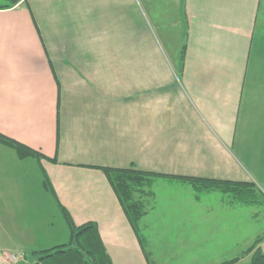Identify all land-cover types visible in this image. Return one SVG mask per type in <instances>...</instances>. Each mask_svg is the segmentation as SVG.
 <instances>
[{
  "label": "crops",
  "instance_id": "crops-1",
  "mask_svg": "<svg viewBox=\"0 0 264 264\" xmlns=\"http://www.w3.org/2000/svg\"><path fill=\"white\" fill-rule=\"evenodd\" d=\"M4 6L0 133L57 160H42L37 168H44L76 225H97L113 264L146 262L98 167L134 166L169 182L264 186V0H26ZM178 18L187 26L182 69L169 60L176 45L163 31L176 27ZM0 156L16 166L12 173L6 164L3 185L23 187L22 159L1 145ZM35 193L23 191L27 217L8 231L12 246H0V264H41L35 252L56 246L47 235L44 243L36 238L49 231L42 200L49 194ZM186 214L209 218L192 209ZM148 215L141 221L146 229ZM260 248L264 254V242ZM16 249L25 252L19 262L10 253Z\"/></svg>",
  "mask_w": 264,
  "mask_h": 264
},
{
  "label": "rangeland",
  "instance_id": "rangeland-1",
  "mask_svg": "<svg viewBox=\"0 0 264 264\" xmlns=\"http://www.w3.org/2000/svg\"><path fill=\"white\" fill-rule=\"evenodd\" d=\"M24 1L26 0H19V2ZM2 2L6 3L7 0H0V3ZM163 31L166 32L169 42H175L176 50L169 60L175 68H178V57L183 50L187 26L181 18H178L176 27H166ZM170 50V45L167 44L168 54ZM1 148L6 147L1 145ZM40 161L31 157L19 161L18 170L25 173L27 177V182L22 183L23 187L4 186L0 179V246H12L8 231L16 223L20 226L22 218L27 217V204H21L24 202L23 191L26 194L35 195L37 189H45L42 184L44 182L43 172L37 168ZM6 164L11 172H14L16 166L9 161L7 156L0 158V175L9 171ZM41 184L43 187L40 186ZM259 189L264 194V188ZM153 190L155 192L154 201H157V204L156 210L149 209L147 220L150 225L148 229L144 228L141 222L138 225V230L147 241L144 249L149 256L146 258L143 255L144 263L218 264L238 257V260L232 264H250L252 253L243 252L255 238L264 235V198L259 204L233 206L228 204L227 196L222 197L221 192L214 191L206 194L180 181L162 180ZM48 194L49 196H42V200L43 206L47 205L49 208L47 209L49 231L36 238L39 243H44V237L47 235L49 240L55 241L50 245H57L55 243H58V237L67 241L69 230L53 196L49 191ZM152 205L150 204V208ZM189 209L199 214L202 212L209 218H190L186 214ZM15 212L20 213L16 218L13 216ZM166 212L168 214L165 215ZM24 226L30 229L26 224ZM182 238L190 244L183 247L179 245ZM142 252L144 253L143 250ZM10 253L17 262L21 261L24 257L23 253L25 254L24 251L17 249ZM27 257L31 259L28 252Z\"/></svg>",
  "mask_w": 264,
  "mask_h": 264
},
{
  "label": "trees",
  "instance_id": "trees-1",
  "mask_svg": "<svg viewBox=\"0 0 264 264\" xmlns=\"http://www.w3.org/2000/svg\"><path fill=\"white\" fill-rule=\"evenodd\" d=\"M19 0H7L4 8H11L18 4ZM184 48L178 57L179 68L183 67ZM59 106V105H58ZM58 129V127H57ZM59 130V129H58ZM58 135V132H57ZM0 145L11 148L20 159L27 157L37 160H48L56 163V159L48 158L46 155L34 150L17 140L0 133ZM43 168V167H42ZM110 185L127 221L134 230L141 249L147 258L149 254L144 249L147 241L138 230V225L148 213L149 209L156 210L157 201L155 199V189L157 183L161 182L164 175L153 171H144L134 166L128 168L98 167ZM44 175L45 190L53 196L57 208L64 216L69 230V240L65 244H60L35 252L41 264H113L105 246L101 240L97 225L92 221L76 225L69 211L58 201L51 181L46 171L41 169ZM186 182L193 188L210 192H221L222 197L227 196L228 204L233 206L254 205L261 203L264 194L253 183L235 182L212 179L185 178ZM260 188H264L260 187ZM197 197V196H196ZM150 204H153L150 208ZM264 241V235L258 236L253 243L243 252L252 253L250 264H264V254L260 244ZM238 260H224L218 264H232Z\"/></svg>",
  "mask_w": 264,
  "mask_h": 264
}]
</instances>
